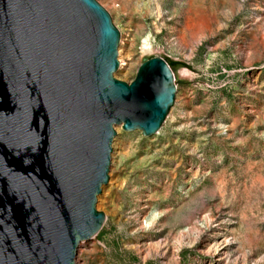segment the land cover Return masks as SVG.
Masks as SVG:
<instances>
[{
	"label": "rangeland",
	"instance_id": "obj_1",
	"mask_svg": "<svg viewBox=\"0 0 264 264\" xmlns=\"http://www.w3.org/2000/svg\"><path fill=\"white\" fill-rule=\"evenodd\" d=\"M95 1L113 77L160 57L176 94L157 134L114 126L105 221L75 264H264V0Z\"/></svg>",
	"mask_w": 264,
	"mask_h": 264
},
{
	"label": "water",
	"instance_id": "obj_2",
	"mask_svg": "<svg viewBox=\"0 0 264 264\" xmlns=\"http://www.w3.org/2000/svg\"><path fill=\"white\" fill-rule=\"evenodd\" d=\"M118 44L95 0H0V264H75L105 221L114 126L164 123L170 67L152 57L116 80Z\"/></svg>",
	"mask_w": 264,
	"mask_h": 264
},
{
	"label": "bare ground",
	"instance_id": "obj_3",
	"mask_svg": "<svg viewBox=\"0 0 264 264\" xmlns=\"http://www.w3.org/2000/svg\"><path fill=\"white\" fill-rule=\"evenodd\" d=\"M142 49H143L144 52H145V51H148V49H147L146 46H143ZM121 69H123V64L120 66V70H121ZM118 127L121 128V126H118ZM94 237H95V236H94ZM94 237H93V238H94ZM93 238H92V239H93ZM80 243H82V242H80ZM80 243H79V244H80Z\"/></svg>",
	"mask_w": 264,
	"mask_h": 264
}]
</instances>
